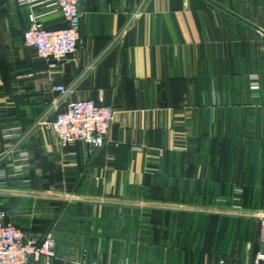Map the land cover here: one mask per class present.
I'll return each mask as SVG.
<instances>
[{
	"label": "crops",
	"instance_id": "obj_1",
	"mask_svg": "<svg viewBox=\"0 0 264 264\" xmlns=\"http://www.w3.org/2000/svg\"><path fill=\"white\" fill-rule=\"evenodd\" d=\"M50 10L0 0L5 223L52 234V264L264 253V0H80L83 44L54 68L23 41L32 13L65 26ZM86 100L116 110L93 154L62 147L47 126Z\"/></svg>",
	"mask_w": 264,
	"mask_h": 264
},
{
	"label": "built area",
	"instance_id": "obj_2",
	"mask_svg": "<svg viewBox=\"0 0 264 264\" xmlns=\"http://www.w3.org/2000/svg\"><path fill=\"white\" fill-rule=\"evenodd\" d=\"M20 6L31 9L45 6L50 13H60L65 26L49 29L40 22V16L30 14V26L23 34L24 46L35 50L46 59L51 67H56L74 56L83 44L80 34V0H11ZM55 92L62 95L68 90L58 85ZM116 110L114 106L97 103L93 100L76 101L67 104L66 109L58 113L47 126L56 135L62 147L76 143L85 144L93 154L101 150L109 141ZM22 158H26L23 155ZM6 213L0 212V264H32L43 260L52 264L57 257L56 241L52 234L41 239L27 236L13 224L5 223ZM258 218L262 221V243L264 244V210ZM89 264H98L92 261ZM218 264H264V253L258 252L253 261L233 262L221 258Z\"/></svg>",
	"mask_w": 264,
	"mask_h": 264
},
{
	"label": "rangeland",
	"instance_id": "obj_3",
	"mask_svg": "<svg viewBox=\"0 0 264 264\" xmlns=\"http://www.w3.org/2000/svg\"><path fill=\"white\" fill-rule=\"evenodd\" d=\"M256 218H258V214H256L255 216ZM259 219V218H258ZM260 220V219H259ZM262 223V222H261ZM261 223H260V226H259V235H258V238H257V243L259 244V246L261 248H264V244L262 243V226H261ZM54 237V236H53ZM55 239V238H54ZM263 250V249H262ZM260 252H263V251H260ZM257 255V254H256ZM255 255V256H256ZM241 263V262H240Z\"/></svg>",
	"mask_w": 264,
	"mask_h": 264
}]
</instances>
